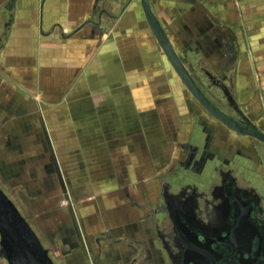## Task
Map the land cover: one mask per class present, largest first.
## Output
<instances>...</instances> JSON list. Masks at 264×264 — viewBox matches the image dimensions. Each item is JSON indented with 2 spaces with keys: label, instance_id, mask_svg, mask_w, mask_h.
<instances>
[{
  "label": "crops",
  "instance_id": "obj_1",
  "mask_svg": "<svg viewBox=\"0 0 264 264\" xmlns=\"http://www.w3.org/2000/svg\"><path fill=\"white\" fill-rule=\"evenodd\" d=\"M150 3L173 47L189 45L172 19L185 9ZM253 55L255 105L245 90L243 109L264 131V52ZM194 106L140 0H0L3 147L26 154L8 182L62 264H170L156 207L203 142Z\"/></svg>",
  "mask_w": 264,
  "mask_h": 264
},
{
  "label": "flooded vegetation",
  "instance_id": "obj_2",
  "mask_svg": "<svg viewBox=\"0 0 264 264\" xmlns=\"http://www.w3.org/2000/svg\"><path fill=\"white\" fill-rule=\"evenodd\" d=\"M196 43L195 50H202L199 43ZM181 49V52L176 50L203 94L218 110L237 124H244V109L232 97V87H228L226 83V72L230 69L223 62V55L219 56V69L206 57H202L214 71L212 73L207 68H202L200 72L208 81L205 83L193 64L187 62V54L194 48L186 44ZM213 88L218 94L212 91ZM190 95L197 103L193 110L204 131L203 144H190L184 160L180 161L185 170L183 177L187 182L178 186L176 191H172L171 183L164 184L163 202L156 207L158 214L165 215L162 221L158 219L157 223L156 236L160 242V250L167 253L170 264H175L182 243L166 210L181 208L185 223V250L188 252L190 264H253V252L258 248L264 251V181L261 192L258 187L247 182L243 171L247 168V162L261 163L258 149L264 145L257 139L245 133H238L222 123L210 110L204 108L194 95ZM178 168L180 167H176V170ZM173 173L171 181L174 183L180 176L174 170ZM250 189L254 191H251L252 194L259 196L261 207L259 217L262 224L258 245L252 239L250 214L242 215L239 222L238 216L236 218L232 212L238 207L237 196L249 201ZM260 264H264V257Z\"/></svg>",
  "mask_w": 264,
  "mask_h": 264
},
{
  "label": "rangeland",
  "instance_id": "obj_3",
  "mask_svg": "<svg viewBox=\"0 0 264 264\" xmlns=\"http://www.w3.org/2000/svg\"><path fill=\"white\" fill-rule=\"evenodd\" d=\"M159 1L161 2L160 6L166 4V0ZM170 2L173 3L172 8L183 7L185 9V12H181V14L179 12L178 15L172 16V19L174 29L179 33V40L180 35L183 36L184 38L182 39L187 40L191 48H194L187 54V62L193 64L197 74L206 83L208 81L202 76L203 73L200 71L202 68H207L212 73L214 71L209 67L208 63H205L202 57L210 58V63L219 69V56L222 54L223 62L230 69L226 72L228 74L226 83H228V87H232L230 94L239 102L240 107L243 109L247 102L245 101L244 91L247 90V93L250 94L249 104L254 106L256 77L254 76L255 62L253 53L259 50L264 52V41H262L264 40V0H170ZM193 35L199 40L202 50H195L192 40ZM173 41L176 43L177 38L174 37ZM177 49L181 52L179 44ZM260 61L264 63V59ZM212 91L218 94L215 88ZM6 126V123L0 122V185L13 196L19 208L27 214L28 211L22 207L19 201V185H11V182H8L11 181L10 177L12 176L20 178L23 175L20 171V166L26 160L25 149L9 150L7 147H3L7 141V139L5 140ZM201 140V138H197L198 143H201ZM50 151L51 148H47L41 154V158L45 162L50 163L51 161ZM258 155H260L262 160L261 163L247 162V168L243 173L245 172L248 179L247 182L251 186L258 187L261 191L264 181V146L258 149ZM29 160L32 162L33 171L39 173L41 164L35 161L36 156H31ZM36 164H38L37 170ZM49 166L51 165L49 164ZM33 180L37 181L35 178ZM162 217H164V214H159V220L162 221ZM29 218L39 236L41 235L42 240H44L45 245L50 247L51 255L57 264H62L59 255H57L59 249L55 247V244L47 240L36 221L31 217ZM161 224L164 225V223ZM0 264H6V261L0 258Z\"/></svg>",
  "mask_w": 264,
  "mask_h": 264
},
{
  "label": "water",
  "instance_id": "obj_4",
  "mask_svg": "<svg viewBox=\"0 0 264 264\" xmlns=\"http://www.w3.org/2000/svg\"><path fill=\"white\" fill-rule=\"evenodd\" d=\"M142 4L145 19L155 39L163 49L170 65L176 71L180 80L190 92L194 95L199 103L206 109L210 110L213 115L224 122L236 132L245 133L257 139L264 145V131L257 124L253 123L245 114L243 116L244 124H237L226 114L218 110L213 103L201 91L200 86L194 79L189 69L183 63L182 57L173 47L168 33H166L160 19L155 15L150 0H140ZM253 189L249 191V201L237 196L236 204L238 207L233 209V214L238 216L239 222L242 215L250 214L251 233L254 243H259L260 222V204L259 196L254 193ZM249 203V204H248ZM249 208L250 206V209ZM168 218L173 222V229L180 236L182 245L180 254L176 257L175 264H190L188 252L186 249L185 223L181 208L167 209ZM234 216V217H235ZM241 227V225H240ZM256 238V241H255ZM253 264H260L264 257V251L258 248L253 252ZM0 258L6 261V264H57L51 255L50 247L45 245L41 235L39 236L34 225H32L29 216L23 212L17 205L11 194L6 192L0 185Z\"/></svg>",
  "mask_w": 264,
  "mask_h": 264
}]
</instances>
